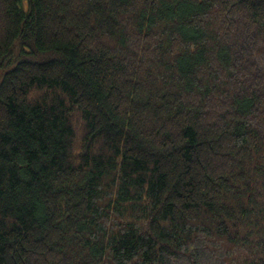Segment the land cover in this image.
<instances>
[{
    "label": "trees",
    "instance_id": "1",
    "mask_svg": "<svg viewBox=\"0 0 264 264\" xmlns=\"http://www.w3.org/2000/svg\"><path fill=\"white\" fill-rule=\"evenodd\" d=\"M0 264H264V0H0Z\"/></svg>",
    "mask_w": 264,
    "mask_h": 264
}]
</instances>
